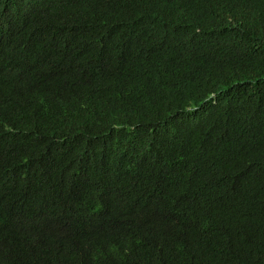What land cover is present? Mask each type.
Returning a JSON list of instances; mask_svg holds the SVG:
<instances>
[{
  "label": "trees",
  "instance_id": "obj_1",
  "mask_svg": "<svg viewBox=\"0 0 264 264\" xmlns=\"http://www.w3.org/2000/svg\"><path fill=\"white\" fill-rule=\"evenodd\" d=\"M0 264H264V0H0Z\"/></svg>",
  "mask_w": 264,
  "mask_h": 264
}]
</instances>
